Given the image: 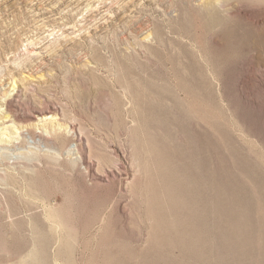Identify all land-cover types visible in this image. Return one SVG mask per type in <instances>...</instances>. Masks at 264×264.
Segmentation results:
<instances>
[{"label": "rangeland", "instance_id": "1", "mask_svg": "<svg viewBox=\"0 0 264 264\" xmlns=\"http://www.w3.org/2000/svg\"><path fill=\"white\" fill-rule=\"evenodd\" d=\"M0 264H264V0H0Z\"/></svg>", "mask_w": 264, "mask_h": 264}, {"label": "bare ground", "instance_id": "2", "mask_svg": "<svg viewBox=\"0 0 264 264\" xmlns=\"http://www.w3.org/2000/svg\"><path fill=\"white\" fill-rule=\"evenodd\" d=\"M219 2V1H218ZM214 8V7H213ZM215 9V8H214ZM42 116V120H49L50 118H52L53 115H51V112H42L41 113ZM71 148V147H70Z\"/></svg>", "mask_w": 264, "mask_h": 264}]
</instances>
